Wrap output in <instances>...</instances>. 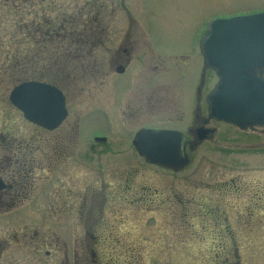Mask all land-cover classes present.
<instances>
[{
    "label": "rangeland",
    "instance_id": "1",
    "mask_svg": "<svg viewBox=\"0 0 264 264\" xmlns=\"http://www.w3.org/2000/svg\"><path fill=\"white\" fill-rule=\"evenodd\" d=\"M48 2L52 7L49 10L51 16H61L65 13L75 15L78 21H81V13L84 12L89 26L102 25L101 29L105 26L107 31L92 27L89 32L90 38L99 40L97 43H100L95 46L92 54L85 51L86 55L80 56L79 52L73 51L67 57L71 64L64 67L61 62L65 59L66 50L68 51L65 47L69 44H65L64 48L55 46L58 42L60 45L62 41L56 39L53 42L43 41L42 34L40 37L37 35L36 39L32 37L30 41L26 40L24 29L17 28L8 9L0 6V83L2 84L3 81L5 85L0 87V121L2 124L11 122L14 126L20 122L21 132L27 128L32 136L45 137H54L59 135L58 133L64 135L69 130L70 124L76 122L81 127V134H78L81 138L80 143L82 138L93 137L95 134L100 137L110 136L117 140L114 141L115 144H122L124 140L128 143L130 136L143 124L158 127L169 124L181 130L187 129L191 123L196 104L195 94L204 66L203 56L198 51V40L208 24L215 18L264 10V0H123V6H121L122 0H48ZM42 7L35 8L30 5L25 8L31 9L30 15L27 10L30 21L38 18L36 17L39 14L38 9L42 12ZM126 7L131 9L129 14L125 11ZM127 24L134 27L133 36L136 35L138 41L132 61L133 66H136L138 77L133 87H130L133 81L130 74L120 75L115 73V66L113 69L110 68L111 52L121 41L123 27ZM37 41L39 42L35 43ZM8 54L12 58L19 57L21 62L26 63L18 68L21 73L29 64L27 66L29 74L14 78L18 72L14 70L12 72L10 63L5 61ZM182 54L186 55V61L176 57ZM141 63L144 66L142 69L138 68ZM6 67H9V70ZM66 69L72 71L67 77L64 72ZM1 71L4 78L1 76ZM7 72L14 75L12 80L5 77ZM205 73L203 93L207 95L203 101L204 107L207 103L209 105L208 94L217 80L212 68H208ZM48 74L51 78L60 79V82L62 79L64 90L72 99L68 104L69 117L57 129L58 133H55L56 130L45 131L33 123L27 125L22 114L11 108L8 98L11 87L22 78H40L39 76L44 78ZM126 87L136 90L135 94L141 95L142 98L146 97L145 93L154 89V93L164 99L157 108L158 114L154 115L155 109L147 100L138 116L132 115L130 118L132 112L124 113L123 119L127 128L122 127L117 109L120 104L119 96L124 94L122 90ZM181 114L184 116V121L176 123L174 120ZM169 118H173L174 122L163 123ZM216 125L218 128L216 137L211 140L212 142L205 141L193 154H190L191 161L185 169L174 172L169 177H164V172L158 173L162 180L154 182L158 187L169 190L173 187L180 194L182 192L186 195V204L179 203L181 206H186V209L178 206L174 210L175 219H171L172 230L168 232L171 240L167 244L159 242L157 238L166 235L164 232H159L158 235L154 230L155 227L167 226L162 224L166 223L163 220L166 209L159 210L161 215L155 212L146 214L145 210H142V223L133 218H126L124 220L127 222L121 226L122 229L125 226L126 233L132 234L126 238L127 245L135 249V255L120 258L121 264H220L226 260L225 256H214V253L207 254L203 251L206 248H219L217 245H221L220 240L212 241L209 235L205 239L206 234L214 231L210 224H206L207 230H204V221H200L203 211L199 203L203 200L216 203L222 207V210H227L233 218L231 228L235 232L241 256L229 257V262L236 259L240 264H264V221L259 219L262 216L256 212L251 219L235 221L236 208L230 209L229 205L232 203L238 207V217L242 214L245 218V206L251 204L252 196L263 195L264 129L245 131L222 122ZM112 141L110 140V143ZM91 143V140L86 141L87 145H80V148L83 146L87 149ZM96 145L95 151L103 153L102 145ZM129 149L128 145L127 147L121 145L119 156L110 152L111 162H108L106 169H102L101 172L135 167L139 168V173L143 170L148 174L143 180L151 184L157 178L155 173L157 170L148 166L140 167L138 163L136 166L135 161H123V157L130 153ZM117 157L120 159L116 160ZM94 164L93 170L89 171L97 175L100 172L97 161ZM84 172L85 170L80 169V173ZM234 175L240 176L242 185L240 190L244 191V194L240 193L238 197L232 196L231 193L224 194L225 199L214 197L210 188L202 187ZM96 186L99 188V184ZM179 197L182 198L180 195ZM50 199L51 197L48 198ZM225 200H229L227 204ZM184 211L186 215L183 214ZM47 222H50L46 224L47 233L51 230L60 233L54 220ZM218 232L220 228H216V233ZM62 233L65 234V231ZM132 238L133 240L130 241ZM51 249V257H43V249L41 253L48 264L57 259L55 247ZM33 253L34 249L31 247L30 254ZM30 264H34L32 257Z\"/></svg>",
    "mask_w": 264,
    "mask_h": 264
},
{
    "label": "flooded vegetation",
    "instance_id": "2",
    "mask_svg": "<svg viewBox=\"0 0 264 264\" xmlns=\"http://www.w3.org/2000/svg\"><path fill=\"white\" fill-rule=\"evenodd\" d=\"M123 4L122 0L121 6ZM30 5L31 3H29ZM43 7L42 12L36 16L38 18L31 21L27 17L28 12L26 11V27L24 29L26 40L30 41L32 37L36 39V33L39 37L42 34L43 41L47 40L46 16ZM27 10H29L30 15L31 9L28 8ZM125 11L129 14L130 7H126ZM101 26L97 25L95 28L101 29ZM131 26L127 24L123 27L122 39L111 52L110 68L113 69L115 66V73L120 75L130 74L131 80H133L130 87H133L136 77H138L136 66L132 64L138 41L136 35L133 36L134 27ZM101 30L105 31L106 27L103 26ZM97 42L90 38L91 54L95 46L100 43ZM176 57L186 61V55L182 54ZM5 61L10 63L9 66L13 72L12 62L14 59L7 56ZM142 64L138 68L142 69L144 67ZM27 66L29 64L24 67L23 73L18 70V74L16 73L14 76L7 72L5 77L12 80L13 76L19 78L20 75H28ZM6 69L9 70V67H6ZM1 76L4 78L3 72ZM22 79L24 80V78ZM3 85L4 82L2 81L0 87H3ZM56 85L64 91L68 115L56 129L49 130L44 127L43 129L48 132L56 130L55 133H58L57 129L69 117L68 104L72 99L64 90L62 81ZM129 88L123 89L124 94L120 95L118 99L120 104L117 115L119 119L121 118V126L125 128H127L123 119L125 112H132L129 115L130 118H132V115L138 116V113L142 112V105L149 100L151 106L155 109L154 115H157L159 111L157 108L164 100L154 93V89L145 93L146 97L142 98L141 95L135 94L137 93L136 90ZM139 92L142 93V91ZM206 95L203 90L198 91L195 95L196 104L192 112L191 123L187 129L181 130L169 124L159 127L143 124L130 136L128 143L122 139L124 140L122 144H115L114 141L117 140L110 136L100 137L97 134L93 137L82 138L83 140L80 143L81 138L78 137V134H81V127L76 122L70 124L69 130L64 135L58 133L59 135L54 137H45L32 136L30 131L26 130L27 128L21 132L20 122L14 126L11 122L2 124V121H0V264H30L31 257L34 264H48L43 257L52 256L51 248L53 246L56 249L55 258L57 259L51 264H121V257L135 255V249L131 245H127L126 239L127 236L130 237L132 234L126 233L124 231L125 226L123 229L121 226L127 222V220H124L126 218H133L142 223V210H145L146 214L155 212L161 215L159 210L166 209L163 216L166 223L162 224L167 226L155 227L154 230L158 232V235L159 232H164L166 236L162 235L157 240L167 244L171 240L168 232L172 230L173 222H171V219H175L174 210L178 206L186 209V206L179 205V203L186 204V195L182 192L180 194L173 187L170 190L161 186L158 187L154 182L162 180L158 173L164 172V177H169L172 173L185 169L186 165L182 168H173L162 163H156L152 159L158 158V155L153 153L154 155L149 156L146 152L149 149L153 150V147L150 148L142 140L138 141L140 146L138 147L134 143V139H136V133L139 130H177L181 133L180 152L185 157L188 155L191 161L190 154H193L202 143L211 141L218 134L216 123L222 122L241 129L233 123L211 116L208 103L206 107L203 104ZM10 104L11 108L16 109L23 116L19 109L11 102ZM104 112L106 113V110ZM108 115H110L109 112ZM26 121L27 125L31 124L29 120L26 119ZM166 121L163 123L174 121L182 123L184 116L181 114L174 121L173 118ZM257 128L264 129V126L258 125L241 130L254 131ZM90 140L92 142L91 146H88L87 149L84 148L83 146L87 145L86 141ZM110 140H113L111 142L113 145ZM96 144L102 145L103 153L95 151L97 149ZM80 145L83 146L80 148ZM121 145L130 147V153L123 157V161H135L136 166L138 163L140 167L148 166L155 168V171L157 170L155 172L157 178L151 184L143 180L148 174H145L143 170L139 173V168L135 167L120 171L109 169L106 172H101L102 169H106V164L111 162V153L119 156L118 151H120ZM119 159L116 158V160ZM96 161L100 172L94 175L90 171L93 170ZM80 169L85 170V172L80 173ZM96 184H99V188H96ZM202 187L210 188L214 193V197L218 196L222 199H225L223 195L228 193H231L234 197H238L240 193L244 194V191L240 190L242 185L240 184L239 175L228 176L215 182V184H205ZM82 189H84L83 192H81ZM50 197L51 199L48 200ZM228 201L225 200V204ZM229 205L230 209L236 208L235 221L251 219L256 212L262 216L259 218L260 221H264V192L262 196L257 194L252 196L251 204L245 206V218L242 217V214L241 217H238V207L232 203ZM199 207L203 211L200 221H204V230H207L206 224H210L214 231L206 234L205 239L209 235L212 241L220 240L221 243V245H217L219 248H206L203 251L207 254L208 252L210 254L214 253V256L227 257L226 260L222 261L223 264H240L239 260L236 259L229 262V257L241 256L235 232L231 228V219L233 220V218L230 217L227 210H222V207L216 203L213 204V202L209 203L207 200L201 201ZM166 214L169 215L166 216ZM183 214L186 215V211ZM127 215L129 217H126ZM50 220L55 221L59 234L55 230L46 232V224L50 223L47 222ZM216 228H220V232L216 233ZM63 231H65V234L62 233ZM132 240L133 238L130 241ZM31 247L34 249L33 254H30ZM42 249L43 257L41 256Z\"/></svg>",
    "mask_w": 264,
    "mask_h": 264
},
{
    "label": "water",
    "instance_id": "3",
    "mask_svg": "<svg viewBox=\"0 0 264 264\" xmlns=\"http://www.w3.org/2000/svg\"><path fill=\"white\" fill-rule=\"evenodd\" d=\"M200 46L205 65L219 77L208 95L210 114L242 128L264 125V11L214 19ZM10 98L29 120L48 128L57 127L67 114L62 91L43 81L20 83ZM141 137L150 140V156L159 154L154 161L176 168L188 163L187 157H179L176 132L140 131L137 140Z\"/></svg>",
    "mask_w": 264,
    "mask_h": 264
},
{
    "label": "trees",
    "instance_id": "4",
    "mask_svg": "<svg viewBox=\"0 0 264 264\" xmlns=\"http://www.w3.org/2000/svg\"><path fill=\"white\" fill-rule=\"evenodd\" d=\"M3 1V2H2ZM0 2V6L2 8L8 9L10 15L13 17L15 20V25L17 28L20 29H25L26 24H25V13L27 11V7H29V3H31V6H34L35 8L44 6V14L46 16V39L49 41H52L54 39L62 41L59 47H63L65 44H69L68 47H65L66 53L64 54L65 59L61 62L64 67H68V64H71L70 61H68L67 57L69 56L70 53L73 51L79 52V55H86L85 51L89 52L91 51V47L89 45L90 41V30L91 28L88 27L89 22L85 19V13H81V21H78V17L75 15H67L65 13H62L60 15L56 16H51L49 15V10L52 8L50 5V2L48 0H2ZM50 5V6H49ZM38 13H40V10L38 9ZM39 15V14H38ZM37 15V16H38ZM59 44V42H58ZM55 46H57L55 44ZM85 46V48H83ZM64 48V47H63ZM15 55V54H14ZM9 56V54H8ZM11 57V56H9ZM14 61L12 62V67L14 71H18V68L23 67L26 63L21 62L19 57H14ZM63 71V70H61ZM66 75L70 74L72 71L66 69L64 71ZM63 72L61 73V75ZM42 80H47L52 83L58 84L60 82V79H54L51 78V75L48 74L46 77H41ZM38 78V79H40ZM62 81V79H61Z\"/></svg>",
    "mask_w": 264,
    "mask_h": 264
}]
</instances>
